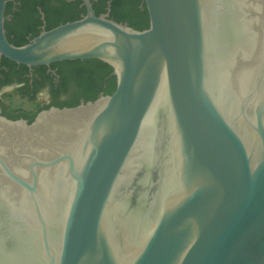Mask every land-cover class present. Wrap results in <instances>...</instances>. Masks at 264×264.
<instances>
[{"label": "water", "instance_id": "95a60500", "mask_svg": "<svg viewBox=\"0 0 264 264\" xmlns=\"http://www.w3.org/2000/svg\"><path fill=\"white\" fill-rule=\"evenodd\" d=\"M0 56L97 60L111 95L0 115V264H264V0H143Z\"/></svg>", "mask_w": 264, "mask_h": 264}, {"label": "flooded vegetation", "instance_id": "af4514ba", "mask_svg": "<svg viewBox=\"0 0 264 264\" xmlns=\"http://www.w3.org/2000/svg\"><path fill=\"white\" fill-rule=\"evenodd\" d=\"M88 1L95 14L107 15L113 20L112 2L116 1L120 6L126 0ZM135 3L137 9L146 10L143 0H135ZM84 14L85 6L81 0H6L4 35L10 44L23 46L41 32ZM122 24L132 27L128 22ZM147 26H143V30ZM86 61L89 60L26 67L0 56V115L30 124L39 113L51 108H73L108 96L105 87L113 77L112 71L96 84L86 76L90 70Z\"/></svg>", "mask_w": 264, "mask_h": 264}, {"label": "trees", "instance_id": "16d2710c", "mask_svg": "<svg viewBox=\"0 0 264 264\" xmlns=\"http://www.w3.org/2000/svg\"><path fill=\"white\" fill-rule=\"evenodd\" d=\"M112 16L114 17L113 21L117 23L128 22L134 30H143V26H147L148 24L146 10L142 11L137 9L135 0H126L123 5L121 4L120 6L116 1H113ZM79 18L80 17L73 18V21ZM146 28H148V26ZM86 64L90 67L86 76L95 80L96 84L100 82L102 77L112 71L108 65L97 60L86 61ZM115 84V77L113 75L112 79L107 82V86L105 87V92L108 95H111L114 92Z\"/></svg>", "mask_w": 264, "mask_h": 264}]
</instances>
